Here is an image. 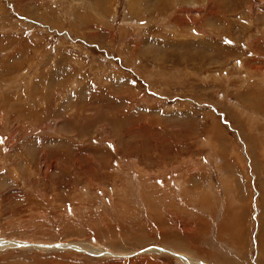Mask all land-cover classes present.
Segmentation results:
<instances>
[{
	"label": "rangeland",
	"instance_id": "rangeland-1",
	"mask_svg": "<svg viewBox=\"0 0 264 264\" xmlns=\"http://www.w3.org/2000/svg\"><path fill=\"white\" fill-rule=\"evenodd\" d=\"M0 239L261 264L264 0H0Z\"/></svg>",
	"mask_w": 264,
	"mask_h": 264
},
{
	"label": "crops",
	"instance_id": "crops-1",
	"mask_svg": "<svg viewBox=\"0 0 264 264\" xmlns=\"http://www.w3.org/2000/svg\"><path fill=\"white\" fill-rule=\"evenodd\" d=\"M218 247V249H220V246H217ZM217 247H215V249H209L208 248V252H210V254H213V256L212 255H210V260H212L213 261V264H242V263H244V264H247V258H244V259H242L243 258V256H241V257H238L237 259H238V262H237V259H233V257L235 258V256L234 255H239L241 252L239 251H236L237 249H235V252L233 251V249H234V247L233 246H231L230 245V250H229V253H225V252H222L223 254H221V256H220V259L221 260H226L227 261V263L226 262H217V259L216 260H214V258L215 257H217L215 254H217ZM197 249V248H196ZM215 250V251H214ZM204 251H206V250H204ZM214 251V252H213ZM259 254H261V264H264V248H263V246H262V250L260 251L259 250V252L257 251L256 252V256H258L259 257ZM203 257L206 259L207 258V256L205 257V252H203ZM246 259V260H245ZM187 260V259H186Z\"/></svg>",
	"mask_w": 264,
	"mask_h": 264
},
{
	"label": "bare ground",
	"instance_id": "bare-ground-1",
	"mask_svg": "<svg viewBox=\"0 0 264 264\" xmlns=\"http://www.w3.org/2000/svg\"><path fill=\"white\" fill-rule=\"evenodd\" d=\"M5 243V242H4ZM7 244H10L11 246L13 245V243L11 244V242H6ZM5 243V244H6ZM23 244H28V243H20L18 246H24ZM30 246L28 247V246H24V247H28V248H34V249H37V250H44V249H46V250H48V248H43V247H37V245H41V244H29ZM45 246V245H44ZM61 247H63V248H57V249H67L66 247H67V245H61ZM71 247H73V248H69V249H78L79 251H81V252H83L84 250H82V249H80L79 247H77V246H72L71 245ZM55 249V248H54ZM51 250V249H50ZM156 250H158V251H160V252H168V253H171V254H173L174 256H176V254H174L173 252H170V251H167V250H163V249H156ZM146 251V250H145ZM144 251V252H145ZM111 254V253H110ZM177 257V256H176ZM183 259H185L183 256H181ZM179 258V257H178ZM182 259V260H183ZM189 260V259H188ZM185 260V262L187 261V263L188 264H191L192 262L189 260Z\"/></svg>",
	"mask_w": 264,
	"mask_h": 264
},
{
	"label": "water",
	"instance_id": "water-1",
	"mask_svg": "<svg viewBox=\"0 0 264 264\" xmlns=\"http://www.w3.org/2000/svg\"><path fill=\"white\" fill-rule=\"evenodd\" d=\"M3 244H0V246H2ZM26 246H30L29 244L28 245H26ZM37 247H43V248H48V250H54V248L55 249H57V248H63V247H61V245H59V244H52V245H37ZM67 249H69V248H73V247H71V245H67V247H66ZM2 249V248H1ZM153 250H156L157 248L156 247H153L152 248ZM62 250V249H61ZM149 250V249H148ZM141 253V252H140ZM97 257H100V256H102V255H100V254H97L96 255ZM177 257H179V258H182L181 256H179V255H176ZM187 262V261H186ZM188 264V263H187Z\"/></svg>",
	"mask_w": 264,
	"mask_h": 264
}]
</instances>
